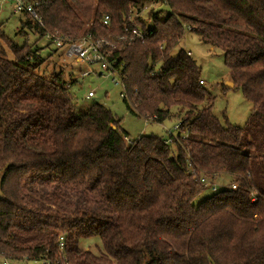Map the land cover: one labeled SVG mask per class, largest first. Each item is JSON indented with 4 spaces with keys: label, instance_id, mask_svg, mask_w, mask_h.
<instances>
[{
    "label": "trees",
    "instance_id": "16d2710c",
    "mask_svg": "<svg viewBox=\"0 0 264 264\" xmlns=\"http://www.w3.org/2000/svg\"><path fill=\"white\" fill-rule=\"evenodd\" d=\"M40 1L46 29L26 15L20 33L68 40L141 24L143 41L112 54L125 63L123 99L157 122L178 116L188 137L183 147L158 135L128 144L110 108L80 110L62 71L39 73L48 58L40 47L0 36V255L44 264H264V0H149L171 8L155 12L152 26L129 18L147 0ZM185 24L223 52L252 103L243 126L216 116L188 51L172 53ZM201 172L229 174L238 187L198 200L208 189ZM94 237L99 254L80 246Z\"/></svg>",
    "mask_w": 264,
    "mask_h": 264
},
{
    "label": "rangeland",
    "instance_id": "374dc122",
    "mask_svg": "<svg viewBox=\"0 0 264 264\" xmlns=\"http://www.w3.org/2000/svg\"><path fill=\"white\" fill-rule=\"evenodd\" d=\"M144 2V3H143ZM141 8H135L129 17L135 20L139 17L141 22L147 26L153 24V14L165 16L166 9L171 10L169 6L161 1H143ZM14 5L11 2L0 1V36L15 40L18 44L37 45L41 48L44 56H48L46 62L41 66L39 73L49 77L53 72L62 71L65 81L71 90L74 100L77 102L78 109L83 110L94 102L101 103L110 108L117 118L121 119L120 126L128 134L129 139L135 140L141 136L158 135L163 139L168 136V131L173 130L178 122L177 117H171L163 122H157L153 119H147L137 111H131L121 96V86L116 84L112 77H102L97 75H88L83 80L78 78L79 72L87 69L85 65L77 62L75 59H69L65 56L64 48L54 50L53 44L49 45V40L44 36L40 37L33 31L26 29V33H20L21 25L26 20V15L14 13ZM173 12H175L173 10ZM141 26V24H138ZM185 31L178 44L172 50L176 53L180 48L190 52L191 57L200 67V76L204 81V86L214 96L213 111L223 122L243 126L250 117L252 103L247 100L240 87L233 83L230 72L224 62L223 52L209 44L204 43L199 35L184 25ZM115 36L114 34H108ZM54 46V47H53ZM50 54V56H49ZM50 57V58H49ZM78 78V79H76ZM74 80V82H73ZM72 81V83H71ZM89 90H94L95 96L87 98ZM178 112L176 109L174 110ZM172 149L176 152V148ZM216 178L221 188L229 187L233 181V176L229 174H220ZM221 176V177H220ZM213 193L207 189L202 193L198 200ZM80 246L84 249H90L96 254L103 251L102 243L99 237L84 239ZM3 258L0 257V264ZM21 264H44L41 261H21Z\"/></svg>",
    "mask_w": 264,
    "mask_h": 264
},
{
    "label": "built area",
    "instance_id": "2783aa9c",
    "mask_svg": "<svg viewBox=\"0 0 264 264\" xmlns=\"http://www.w3.org/2000/svg\"><path fill=\"white\" fill-rule=\"evenodd\" d=\"M1 2H11L14 5V13L25 14L32 18L40 27L46 29L44 21L40 15V0H0ZM104 24L109 23V17L104 18ZM46 38L50 40L55 47L64 48L65 56L69 59H75L77 62L86 66V70L80 73V78H85L88 75H97L102 77H112L113 81L121 86V96L129 100V94L127 92L126 84L123 79V69L125 63L120 62L119 59L112 56L113 50L119 44L128 43L132 44L137 41H143L145 37V31L138 25L129 26L125 25L123 30L116 34L115 36L107 35L102 37H94L91 33L81 35L75 39L66 40L63 36L57 35L55 32L46 31ZM161 49L163 46L160 47ZM190 55L191 53L188 52ZM204 84V81H200ZM95 95L94 90L88 92L87 97H93ZM153 119L152 117H146L147 119ZM154 120V119H153ZM180 131V123L177 122L173 130L168 131V136L164 138V143L168 145L181 143L182 136L188 137V132ZM128 144H132L133 140L127 138ZM187 162L189 170L192 174L196 175L197 170L192 166V159L190 154L187 153ZM220 174H206L201 172L198 176L200 182L210 189L212 192H217L223 189H237L238 185L235 181L231 182L229 187H224L220 189L216 181ZM222 175V174H221ZM221 177V176H220ZM257 195L252 193V200H256ZM59 247L61 253L65 249V236H60ZM2 264H21L20 260H13L9 258H4Z\"/></svg>",
    "mask_w": 264,
    "mask_h": 264
},
{
    "label": "crops",
    "instance_id": "0c3cea01",
    "mask_svg": "<svg viewBox=\"0 0 264 264\" xmlns=\"http://www.w3.org/2000/svg\"><path fill=\"white\" fill-rule=\"evenodd\" d=\"M94 96H95V95H94ZM94 96H93V97H94ZM0 257L4 259V257H3V256H1V255H0ZM2 262H3V260H2ZM1 264H2V263H1Z\"/></svg>",
    "mask_w": 264,
    "mask_h": 264
}]
</instances>
